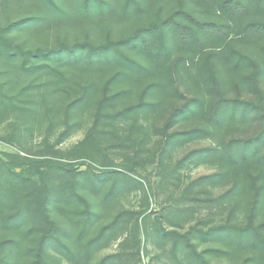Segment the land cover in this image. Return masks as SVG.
<instances>
[{"label": "trees", "instance_id": "trees-1", "mask_svg": "<svg viewBox=\"0 0 264 264\" xmlns=\"http://www.w3.org/2000/svg\"><path fill=\"white\" fill-rule=\"evenodd\" d=\"M0 13L22 14L0 28V122H7L11 139L46 122L47 132L64 127L62 141L78 125L71 118L92 103V125L72 148L82 155L139 150L157 129L158 163L168 179L189 165L218 169L194 180L181 198L200 201L188 193L195 185L225 187L208 201L229 214L223 223L198 222L181 233L192 209L173 206L156 217L154 235L172 243L178 262L210 264L197 241L219 239L228 245L227 255H246L240 264H264V0H0ZM84 25L128 32L101 43L86 39L51 48L12 44L7 36L15 30L48 36ZM177 81L194 93L156 128L163 105L183 97ZM233 90L237 93L229 96ZM183 122L186 128L177 129ZM255 125L251 135H236ZM201 140L210 145L165 166L176 147ZM29 165V172H17L0 158V231L8 233L0 239V264H18L21 258L27 264L139 263L140 212L122 209L87 235L99 218L94 208L110 209L136 191V180L119 170L78 171L44 161ZM86 189L99 202L89 201ZM147 218L141 220L146 232ZM131 222V240L94 260Z\"/></svg>", "mask_w": 264, "mask_h": 264}, {"label": "rangeland", "instance_id": "rangeland-1", "mask_svg": "<svg viewBox=\"0 0 264 264\" xmlns=\"http://www.w3.org/2000/svg\"><path fill=\"white\" fill-rule=\"evenodd\" d=\"M21 16L22 14L20 13H0V28H4L9 22H15ZM124 31H126L125 28L122 30L114 26L101 25L90 27L89 25H84L79 28H67L59 32L51 31L48 36L36 35L30 37L31 35L23 34L16 30L7 34V36L11 37L12 44L22 45L27 48H51L59 43L64 42L70 45L86 39L101 43L108 38L116 39L121 37L120 35ZM176 85L183 97L170 99L163 105L159 117L155 121L156 128L162 126L169 113L184 102L185 96L190 97L194 93L181 81H177ZM236 93L237 91L234 92L233 90L229 93V96H234ZM240 97L251 99L253 96L249 93H240ZM94 108L95 105L92 103L81 114L71 118V122L77 123L78 125L69 137L62 141H59L60 134L64 128L61 127L62 125L54 129L53 132H47V124L44 122L43 127L35 125L28 136L21 139H11V130L7 127V122H0V158L7 162L9 167L14 168L15 171H22L24 173L29 172V163L32 161H44L49 164H68L78 171L90 168L96 173L104 170H119L125 172L138 182L136 191L119 198L117 203L113 204L108 210L103 211V209L96 206L94 210L99 215V218L95 220L94 226L87 235H93L97 228L108 223L118 211L122 209L134 210L140 212L137 216L140 228L135 232L139 239L140 260L138 264H187L183 261L178 262L174 258L171 251L172 243L169 240L166 241L159 235H154L152 232V224L155 223L158 214L166 213V210L173 206L190 207L192 209L191 216L187 219L186 225L180 230L181 233L187 231L189 226H195L198 222L203 223L208 221L209 224L207 226H214L225 222L229 211L208 201L211 197L219 196L225 190V187L207 189L203 186L195 185L188 193L192 197L196 195V198L200 201H184L181 198V194L194 180L215 174L218 172V169L209 165L199 167L189 165L181 169L177 178L168 179V177L163 175V171L158 163L159 147L162 137L157 129L150 130V137L139 150L136 147H131L116 149L110 152H104L102 150L90 156L82 155L72 148L83 140L87 130L92 125ZM185 124L184 122L180 123L176 128H186L187 125ZM255 129L256 125L244 133L236 135L242 137L251 135ZM209 145V141L201 140L185 146H178L165 157V166L169 168L181 160L189 151ZM110 184L111 181H108L102 191L108 188ZM84 194L94 204L99 202V199L89 189L84 190ZM144 216L148 217L145 221L147 232L141 224ZM239 217L240 220L243 219V214H240ZM132 224L133 222L130 223L129 229L117 241L112 242L107 248L99 251L94 260L118 252L120 250L119 243L125 238L131 240L129 238L134 233L131 231ZM163 224L164 227L171 230L166 222L163 221ZM6 235L8 233L0 231V239L5 238ZM197 244L198 252L205 253V259L210 264H240L246 256L245 254L239 256L227 255L229 252L228 245L219 239L206 242L197 241ZM127 245L125 249L129 253L132 250L131 241ZM211 249L221 250L226 253L212 252ZM52 255H54L57 261L59 260L57 254L52 252ZM18 264H27V261L25 262L21 258ZM62 264L66 263L62 262Z\"/></svg>", "mask_w": 264, "mask_h": 264}]
</instances>
